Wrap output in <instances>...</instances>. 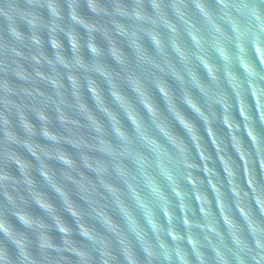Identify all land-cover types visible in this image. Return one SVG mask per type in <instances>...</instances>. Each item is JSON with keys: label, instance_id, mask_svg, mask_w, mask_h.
<instances>
[{"label": "clouds", "instance_id": "clouds-1", "mask_svg": "<svg viewBox=\"0 0 264 264\" xmlns=\"http://www.w3.org/2000/svg\"><path fill=\"white\" fill-rule=\"evenodd\" d=\"M0 264H264V0H0Z\"/></svg>", "mask_w": 264, "mask_h": 264}]
</instances>
